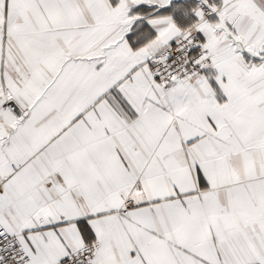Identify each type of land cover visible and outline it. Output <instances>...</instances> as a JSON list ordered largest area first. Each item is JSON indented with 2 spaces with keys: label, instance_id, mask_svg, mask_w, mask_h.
Returning a JSON list of instances; mask_svg holds the SVG:
<instances>
[{
  "label": "snow or ice",
  "instance_id": "6c2138e0",
  "mask_svg": "<svg viewBox=\"0 0 264 264\" xmlns=\"http://www.w3.org/2000/svg\"><path fill=\"white\" fill-rule=\"evenodd\" d=\"M0 264H264V0H0Z\"/></svg>",
  "mask_w": 264,
  "mask_h": 264
}]
</instances>
